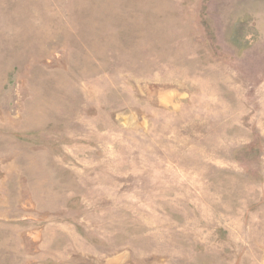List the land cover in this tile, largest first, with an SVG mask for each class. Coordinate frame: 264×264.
<instances>
[{
  "label": "rangeland",
  "instance_id": "rangeland-1",
  "mask_svg": "<svg viewBox=\"0 0 264 264\" xmlns=\"http://www.w3.org/2000/svg\"><path fill=\"white\" fill-rule=\"evenodd\" d=\"M0 264H264V0H0Z\"/></svg>",
  "mask_w": 264,
  "mask_h": 264
}]
</instances>
